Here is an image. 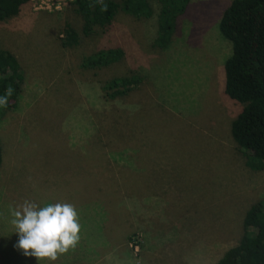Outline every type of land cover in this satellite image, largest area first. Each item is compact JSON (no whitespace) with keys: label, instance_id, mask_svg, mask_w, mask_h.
<instances>
[{"label":"rangeland","instance_id":"374dc122","mask_svg":"<svg viewBox=\"0 0 264 264\" xmlns=\"http://www.w3.org/2000/svg\"><path fill=\"white\" fill-rule=\"evenodd\" d=\"M229 1L190 0L164 49L150 46L152 19L121 12L111 31L85 36L71 2L47 11L27 3L0 22L21 76L15 106L0 116V264H38L13 247L9 210L24 200L77 210L79 241L51 264H211L238 240L244 211L264 204V170L248 169L229 135L240 104L221 89L230 44L217 29ZM65 22L78 34L73 47L59 45ZM118 41V62L79 66ZM130 72L140 85L105 101L101 84ZM124 224L142 230L144 252Z\"/></svg>","mask_w":264,"mask_h":264},{"label":"trees","instance_id":"16d2710c","mask_svg":"<svg viewBox=\"0 0 264 264\" xmlns=\"http://www.w3.org/2000/svg\"><path fill=\"white\" fill-rule=\"evenodd\" d=\"M189 1L74 0L71 5L81 21L80 32L85 36L98 29L103 33L111 31L115 16L121 12L139 20L152 19L155 33L150 46L164 49L168 47L177 20L183 15ZM27 3L29 0H0V22L16 16ZM217 29L230 44L229 53L222 63L221 89L227 98L240 104L236 115L229 122V135L236 150L244 157L245 166L252 171H261L264 170V0H230L221 9ZM62 33V37L58 39L61 47H73L78 43V34L68 22L64 23ZM123 55L124 51L118 41L112 46L99 48L83 56L79 66L84 70L100 69L118 62ZM142 78L139 74L130 72L106 79L100 86L103 99L108 102L121 100L140 85ZM20 80L17 59L12 52L0 45V96L5 95L9 86L14 89L7 106H0V116L15 106ZM2 162L0 141V167ZM100 166V163L97 164V167ZM101 175L97 178L100 183L98 186L102 189L111 187L107 181L112 176L104 174L109 178L103 181ZM87 178L86 176V180ZM91 180L93 183L92 176ZM84 183L86 190L88 180H84ZM83 197H86L84 193ZM106 200L108 199L100 200L103 203L100 207L106 206ZM124 226L126 234L129 228L134 230L127 235V242L144 252L145 248L140 243L142 230L131 224ZM122 260L124 259L119 260V264H125ZM102 264L113 262L106 259ZM211 264H264V204L248 206L242 217L240 237L235 243L224 247Z\"/></svg>","mask_w":264,"mask_h":264},{"label":"clouds","instance_id":"9594fccd","mask_svg":"<svg viewBox=\"0 0 264 264\" xmlns=\"http://www.w3.org/2000/svg\"><path fill=\"white\" fill-rule=\"evenodd\" d=\"M14 89L9 86L0 96V106H7ZM11 224L18 236L13 245L23 255L39 261L54 262L60 254L74 248L79 241L80 223L71 203H49L44 206L24 200L9 210Z\"/></svg>","mask_w":264,"mask_h":264},{"label":"built area","instance_id":"2783aa9c","mask_svg":"<svg viewBox=\"0 0 264 264\" xmlns=\"http://www.w3.org/2000/svg\"><path fill=\"white\" fill-rule=\"evenodd\" d=\"M74 0H29L32 9L34 10H51L56 9L64 3L72 2Z\"/></svg>","mask_w":264,"mask_h":264}]
</instances>
